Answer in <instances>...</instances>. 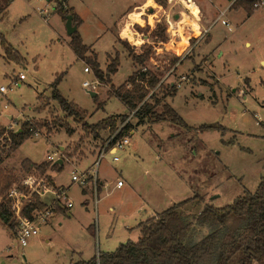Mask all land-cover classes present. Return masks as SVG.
Listing matches in <instances>:
<instances>
[{
    "label": "rangeland",
    "instance_id": "1",
    "mask_svg": "<svg viewBox=\"0 0 264 264\" xmlns=\"http://www.w3.org/2000/svg\"><path fill=\"white\" fill-rule=\"evenodd\" d=\"M143 1L71 0L69 5L68 0H62L64 6L73 8L81 16L79 32L90 47L86 55L94 58L96 53L104 71L125 8ZM157 1L161 7L155 5L150 23L147 21L142 29H136L148 40L139 45L134 35H130L121 42L130 57V52L142 53L145 44L154 46L151 33L160 25L167 27L165 33L169 37L168 19L173 21L176 12L182 10L184 16L191 13L176 0L171 3L166 0V5ZM196 1L198 4L213 2L223 8L230 2ZM54 2L13 0L0 19V87L7 88L5 93L0 92V152L6 148L4 144L9 136L7 131L2 133V128L15 130L25 121L47 124L19 146V150L14 149L9 156L1 155L0 196L7 191L3 193L2 189L8 179L11 186L35 174L50 182L47 175L50 166L26 169L22 165L23 157L41 162L63 145L65 152L61 157L65 166L62 170L56 169L53 175L57 183L70 186L69 195L75 205L43 225L26 246L21 245L8 226L0 223V264H70L73 256L75 260H86L99 252L114 251L129 240L137 241L140 230L135 231L133 227L180 201L198 195L201 203L193 201L195 204L183 207L195 216L206 204L223 207L243 195L245 189H257L264 175V5L249 18L244 10H229L223 18L231 23V29L221 20L214 24L213 40L207 45L202 41L196 49L198 64L188 58L193 56L188 53L177 73L172 69L181 57L173 65L176 55L158 53L156 47L144 65L132 59L136 69L145 70L146 66L161 78L155 89L157 96L162 97L170 84H176V94L165 97L164 101L190 126L185 127L170 120L138 125L134 112L109 91L133 73L131 59L120 53V65L112 76L113 81L100 80L92 66L73 50L66 21L56 11ZM3 38L18 51V58L8 57ZM191 43H196V39ZM202 51L207 54L210 51V56L204 55L200 61L197 56ZM117 53H112L111 58ZM86 66L92 70L85 72ZM20 74L25 78L21 80ZM183 75L186 79L181 81ZM97 78L101 84L93 96L83 82ZM56 79L61 94L85 113L83 122L67 116L53 98L52 84ZM117 115L128 117H118V128L113 132L108 128L86 133L83 129L85 122L93 124ZM128 122L133 124V129L126 134L131 144L119 149V161H113L112 155L106 154L98 166L93 165L104 186L97 204L90 192L87 195L90 199L84 204L82 187L71 183L75 165L69 160L73 158L77 162L88 152L96 154ZM205 123H220L225 129L198 130ZM94 158L89 155L76 163V167L82 171L93 164ZM120 179L125 185L118 188ZM29 195V200L36 196L41 200L37 193L29 191ZM53 198L50 193L43 197L46 202ZM201 229L202 234H207V228Z\"/></svg>",
    "mask_w": 264,
    "mask_h": 264
},
{
    "label": "trees",
    "instance_id": "2",
    "mask_svg": "<svg viewBox=\"0 0 264 264\" xmlns=\"http://www.w3.org/2000/svg\"><path fill=\"white\" fill-rule=\"evenodd\" d=\"M51 1V0H50ZM166 5V0H160ZM260 0H237L234 8L243 7L248 16L261 8ZM62 0H57L56 11H58L66 21L68 14L73 15L74 23L81 24V18L72 8L64 6ZM6 6L0 0V15L5 11ZM136 29H142L136 24ZM167 27L160 25L157 30L151 33L155 44L165 43L169 37L165 33ZM71 46L77 56L89 63L96 76L102 81L110 82L111 75L116 73L120 64V55L113 58L106 70H102L96 54L94 58L87 56L90 47L83 42L79 30L71 35ZM2 44L10 58H18V51L3 38ZM151 44H145L144 51L140 54L130 52L132 59L136 63L144 65L151 58L153 48ZM181 56H175L172 62L175 65ZM161 78L156 72L148 69H137L128 79L118 87L112 86L109 90L111 94L120 99L130 111L134 112V117L138 119L140 125L147 121L158 122L170 120L185 127H190L184 118L168 102L164 101L167 96H174L177 92L176 84H170L169 90L164 92L162 97L157 96L155 89L160 84ZM58 79L53 82V98L56 99L67 116H72L79 122L85 119V113L77 109L76 104L64 97L57 87ZM162 106L161 110L158 109ZM127 119L128 115L110 116L96 123H84L83 129L86 133L97 132L102 129H110L112 132L118 128L117 118ZM133 124L128 122L117 133L116 138H122L133 129ZM43 122L25 121L19 129L2 128V133L7 131L9 135L6 148L0 152L1 155L9 154L14 149L21 146L28 138L38 133L39 128L46 127ZM199 128V129H198ZM198 130L210 129L224 130L225 126L220 123H205L198 127ZM72 130H69L70 133ZM22 165L26 169L36 167L45 169L51 165L44 161L41 164L33 163L29 159H24ZM57 170H62L61 164H54ZM11 180L8 179L2 189L4 193L8 190ZM7 192V191H6ZM0 200V220L9 229L15 226L13 210L5 197L1 194ZM201 203L202 199L198 195L180 201L179 203L161 211L145 221L138 224L140 237L137 241L129 240L121 243L114 251L99 252L89 259L79 260L73 264H264V175L261 176L259 185L255 191L245 189L243 195H239L235 200L223 207H215L206 204L197 215L187 213L183 207L188 204ZM46 204L36 196L24 209V215L31 216L36 208H43ZM59 211L65 212V208ZM200 228V229H198ZM201 228H207V234H202ZM202 234V236H201Z\"/></svg>",
    "mask_w": 264,
    "mask_h": 264
},
{
    "label": "crops",
    "instance_id": "3",
    "mask_svg": "<svg viewBox=\"0 0 264 264\" xmlns=\"http://www.w3.org/2000/svg\"><path fill=\"white\" fill-rule=\"evenodd\" d=\"M1 1L6 6V9L0 15V19H2L5 16V14L8 10V7L10 6V4L13 0H4V2H3V0H1ZM48 1L51 2L50 0H48ZM191 1H194L195 5L193 8L194 9L196 8L197 10L195 9L194 13H192L189 10V12H191L189 16H184V11H182V10H180L179 12H176L174 20L172 21V28H168V31L170 32L168 41L165 43H159V45L155 46L156 49L158 50V53L160 51H162V52H166V53L173 54L176 56H181L180 61L172 69V71L174 70V72H176V73L179 72L180 66L186 61L187 58L184 59L186 54L189 53L190 55H193L192 57H188V58H191L192 60L196 61L195 53H196V49L198 48L200 43L205 40L206 45H207L208 41L213 40V35L211 32L212 26L220 21L217 19H218L219 15L221 14L222 11L226 10L225 15H227V12L231 9L244 10L246 12V10L243 7H241L242 9L241 8L237 9V8H234L232 5L231 7L228 8V6L230 5V2L228 5H226L223 8V7H221V5H217L213 2H211L209 4H205L202 1H200V3H199L200 5H199L198 1H196V0H191ZM68 2L70 5L71 0H68ZM171 2H173V0H168V3H171ZM175 2L180 3L183 7H185V9H187V7H186L187 0H176ZM155 5H158L161 7V5H159L157 0H144L143 3H141V4L134 3V4L129 5L125 8L124 13L122 15L123 20L120 21L119 27L117 28L118 30L116 29L118 31V34L116 33L117 37L115 39L114 49L112 50V52L110 54H108L109 62H110V56H112V53H114L115 51H118L119 55H120V53H122L123 55H127L131 59V61L133 63V72L137 70L136 69V63L126 53V50L122 47L121 42L123 39L129 37L130 35H134L135 39L137 40V44H139V45L142 44V42L144 40H148L147 36L141 37V33H139L136 30L135 25L139 24V25L143 26L147 21L150 23V20H151L150 17L154 14L153 13L154 9H156ZM41 10H44V9H41ZM76 14L78 15V17L81 18V16L77 12H76ZM246 15H247V12H246ZM249 17H251V16L247 15V18H249ZM73 23H74V20H73ZM81 23H82V18H81ZM79 26H78V30H79ZM205 30H207V33L202 35V33H204ZM192 39H196V43L192 44L191 43ZM209 54H210V51H209ZM209 54L204 53V51H202L201 53L198 54L197 57L200 58V61H201V59H203L204 55H209ZM211 61H212L211 67L213 68L214 63H213V60H211ZM108 63H107V65H108ZM196 64H198L197 61L195 62V65ZM118 69H119V66H118ZM114 74L111 75L112 81H113L112 76ZM172 84H174V83H172ZM89 92L91 94H92V92H94L95 94L93 96L97 95V93H96L97 90L96 91H89ZM9 117L11 119H13V116L9 115ZM17 129H19V128L17 127ZM17 129H15V130H17ZM64 147L65 146L62 145V146H60L59 150L53 152L52 154L47 155L46 160H44V161H48L51 163L50 168L47 172V175H48L49 180H50V185L56 189H65L69 195V187L70 186H66V185L57 183V180H56L55 176L53 175V173H56V169L54 167H52L54 164H61L63 167L65 166L64 165L65 160L61 157V154L65 152ZM18 150H19V148H18ZM85 152H87V151H85ZM96 154H97V152H96ZM96 154H95V152H90V153L88 152V153H86V155L83 156L82 159H78L77 162L73 161L74 160L73 158L69 161L72 164H74L76 167L77 166L76 163H79L83 159L88 158L89 155L94 156L95 157L94 160L96 161ZM108 154H110V153H108ZM7 156H9V154ZM49 156H52L55 160L49 159ZM23 159H29V158L23 157ZM119 159L117 161H119ZM44 161H41V162L32 161V162L36 163V164H40ZM94 162H92L93 164H91L89 167H87L84 170H91L93 165H94ZM98 178H99V183L101 184V185L99 184L100 186H99V191H98V195L100 196V191H102V187L104 186V180H102L100 178L99 172H98ZM71 183L79 185L78 183H75L74 181H72V173H71ZM124 185H125V183L123 182L122 186H117V187L121 188ZM81 187H82L83 193H85L84 198H86V199H84V202H83L85 204L90 199V198L88 199V196H87V195H89L88 192H90V194L94 195L93 184H92V182H88L86 185L81 186ZM48 193L54 195L52 191H47L44 195H46ZM44 195L41 196V201L43 203H45L46 205H48L50 202L44 201V199H43ZM69 197H70V195H69ZM70 199L74 202V200L71 197H70ZM74 205H75V202H74ZM74 205H73V207H74ZM60 208H63V207H58L57 212L49 221H51L57 214L63 212V211H59ZM68 209L69 208H66L65 209L66 211L64 213H66ZM0 223L4 225V223L1 220H0ZM4 226H6V225H4ZM132 229L135 231L139 230L138 227H133ZM72 253H74V252H72ZM79 260H81V259L75 260V257L73 256V257H71L70 264H73L74 262H77Z\"/></svg>",
    "mask_w": 264,
    "mask_h": 264
},
{
    "label": "built area",
    "instance_id": "4",
    "mask_svg": "<svg viewBox=\"0 0 264 264\" xmlns=\"http://www.w3.org/2000/svg\"><path fill=\"white\" fill-rule=\"evenodd\" d=\"M236 1L237 0H230V5L228 6V8L231 7ZM51 2L54 1L52 0ZM259 2L262 6L264 5V0H260ZM54 4L56 9L57 2L55 1ZM194 5V1L188 0L186 7L192 13H194ZM225 13L226 10L222 11L217 20H221V23L223 25L231 28V23L227 19L223 18ZM168 23L170 25L169 28H171L172 20L168 19ZM206 32L207 30H205L204 33ZM204 33H202V35ZM91 70L92 68L90 66H86L84 68L85 72H90ZM19 77L22 80L25 78V75L20 74ZM185 79L186 76L183 75L181 77V81ZM100 84L101 82L98 78L94 81L86 80L83 82V86L88 87L91 91L98 90ZM178 86L180 87L181 84L179 83ZM6 91L7 88L5 86L0 87V92L5 93ZM117 133L112 134L107 139L105 144L98 148L94 165L98 166L101 159L108 153L112 154L114 161H117L119 159V149H123L125 146L130 145L131 139L129 135H125L124 137L117 139ZM49 159L55 160L52 156H49ZM97 170V168L95 170L92 167L91 170L79 171L78 168L75 167L72 171V181L78 183L80 186H84L88 182H92L96 204L99 201L98 191L100 186ZM123 182L124 181L122 179L118 180L117 186H122ZM28 190L32 193H37L40 196L44 195L47 191H52L54 194V198L45 207L36 208L34 211H32L31 216H26L23 212L26 205L31 201L29 200L30 195ZM5 197L9 203V206L13 210V219L15 220V226L13 229H11L12 234L20 241L22 246L28 245L29 239L39 234L42 226L55 215L58 207H63L66 209L72 208L74 205V202L70 199L68 192L65 189H56L50 185V182H48L46 177H37L35 174L27 175L20 184H12L5 193ZM1 199L2 196H0V200Z\"/></svg>",
    "mask_w": 264,
    "mask_h": 264
},
{
    "label": "water",
    "instance_id": "5",
    "mask_svg": "<svg viewBox=\"0 0 264 264\" xmlns=\"http://www.w3.org/2000/svg\"><path fill=\"white\" fill-rule=\"evenodd\" d=\"M66 28H67V32L69 35H71L76 30H78V25L73 23V15L72 14H68L66 16ZM94 94L95 93L92 92V95H94Z\"/></svg>",
    "mask_w": 264,
    "mask_h": 264
}]
</instances>
